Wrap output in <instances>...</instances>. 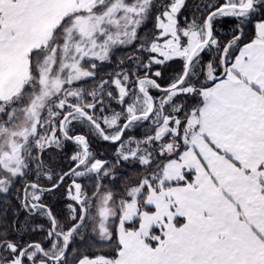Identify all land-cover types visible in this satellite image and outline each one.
I'll return each mask as SVG.
<instances>
[{
    "label": "snow or ice",
    "instance_id": "6c2138e0",
    "mask_svg": "<svg viewBox=\"0 0 264 264\" xmlns=\"http://www.w3.org/2000/svg\"><path fill=\"white\" fill-rule=\"evenodd\" d=\"M0 264H264V0H0Z\"/></svg>",
    "mask_w": 264,
    "mask_h": 264
}]
</instances>
